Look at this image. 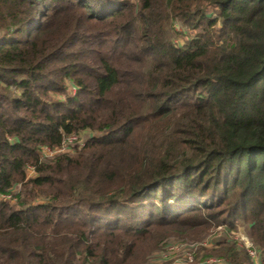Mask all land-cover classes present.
I'll list each match as a JSON object with an SVG mask.
<instances>
[{"label":"trees","instance_id":"trees-1","mask_svg":"<svg viewBox=\"0 0 264 264\" xmlns=\"http://www.w3.org/2000/svg\"><path fill=\"white\" fill-rule=\"evenodd\" d=\"M0 197V264H145L220 226L195 264H257L241 227L264 264V0H0Z\"/></svg>","mask_w":264,"mask_h":264},{"label":"rangeland","instance_id":"rangeland-1","mask_svg":"<svg viewBox=\"0 0 264 264\" xmlns=\"http://www.w3.org/2000/svg\"><path fill=\"white\" fill-rule=\"evenodd\" d=\"M174 30L177 31V32H182L184 31V29L178 24V23H175L174 25ZM176 43H179L181 44V40L180 39H176L175 40ZM76 93V90L72 87H69L68 89V95L70 97H72L73 95H75ZM77 138V141L76 142H72L71 144L68 145V147H70L71 149L70 150H67V148L65 147L63 151H55V153H52V154H49L48 151H45V153H47L48 157L46 159H50L52 158L53 156L55 155H58V154H62V153H70L72 154V148H76V147H80L84 142H85V139H86V134H82L80 137H76ZM44 153V152H43ZM35 174L33 172V170L31 168H28L27 170V177L28 178H31V177H34ZM18 191V187L15 188V190L13 191V194H15L16 192ZM1 198V197H0ZM10 198V197H8ZM7 199V198H5ZM43 202V201H42ZM224 231L225 229L223 227H218V228H215V229H211L207 232V234L203 237V239L201 241H189V240H181V239H178V238H175V237H171L169 239H166L165 241H163V243L165 244L163 249L160 250V251H154L152 252L148 257H147V260L145 262V264H195V260L193 259V261L190 263L189 261H186L187 260V254L190 256V255H197V253H200V248L205 246V248H209V247H213L216 243V241L223 237L224 235ZM232 237V240H236V243H240L239 241H237V239H241L242 238H245L246 241L249 243H247V246L251 245V242L250 240L247 238L245 232H244V228H239L236 233L233 232V235H231ZM203 245V246H202ZM176 247L174 248L175 251H172V252H176L179 248H181V250H179L176 254H173V255H170L168 257L167 256V253H164L163 251L165 249H168L169 247ZM178 246V247H177ZM252 246V245H251ZM171 247V248H173ZM253 247V246H252ZM199 250V251H198ZM164 253V255H160L159 253ZM259 252V257H260V250H258ZM163 256L166 257V259H168L167 261L165 262H160L158 259H163ZM261 258V257H260ZM260 258H258L259 260H254L256 263L257 261H260ZM154 260H157V261H154ZM207 261V264H224V262L221 260V259H216V258H208L206 259ZM196 264H199L196 263ZM200 264H205L204 262Z\"/></svg>","mask_w":264,"mask_h":264},{"label":"built area","instance_id":"built-area-1","mask_svg":"<svg viewBox=\"0 0 264 264\" xmlns=\"http://www.w3.org/2000/svg\"><path fill=\"white\" fill-rule=\"evenodd\" d=\"M77 141V138L76 137H71V138H68V139H66V141H65V144L63 145V147L62 148H60V149H58V150H55V151H63L64 150V148L66 147L67 148V150H70L71 148L70 147H68V145L69 144H71L72 142H76ZM83 145V144H82ZM81 145V146H82ZM45 151H48L49 152V154H52V153H55V151H52V150H50V149H47V148H43V149H41V154H42V157L43 158H47L48 157V155H47V153H45ZM44 152V153H43ZM237 241H239L240 243H238V245L241 247H244L246 250H247V252H248V255L253 259V260H259L258 258H260L259 257V252L258 251H256L255 249H253L252 248V246L251 245H249V246H247V241H246V239L245 238H242L241 237V239L239 238V239H237ZM247 242V243H246ZM249 244V243H248ZM203 246V245H202ZM171 247H173V246H171ZM171 247H169L168 249H165L163 252L164 253H167V256L166 257H168V256H170V255H173V254H176L179 250H181V248H179L176 252H172V251H175L174 250V248H176V247H173V248H171ZM178 247V246H177ZM203 247H205V246H203ZM164 253H159L160 255H164ZM166 257L165 256H163V259H161V257H160V259H158L160 262H165V261H167L168 259H166ZM187 260L186 261H189L190 263L193 261V254L192 255H188L187 254ZM154 261H157V260H154ZM205 264H207V261L205 262ZM257 264H261L260 263V261H257Z\"/></svg>","mask_w":264,"mask_h":264}]
</instances>
